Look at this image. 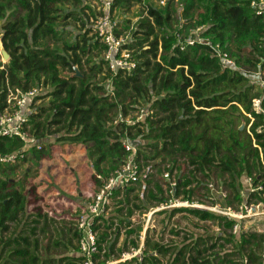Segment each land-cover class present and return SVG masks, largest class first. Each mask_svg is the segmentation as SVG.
Masks as SVG:
<instances>
[{"label": "trees", "instance_id": "obj_1", "mask_svg": "<svg viewBox=\"0 0 264 264\" xmlns=\"http://www.w3.org/2000/svg\"><path fill=\"white\" fill-rule=\"evenodd\" d=\"M252 2L264 0H166L163 6L112 0L115 33L128 37L124 49L135 65L131 72H114L95 29L104 15V0H0V35L10 56L0 64L1 109L8 107L10 91L50 89L28 105L23 132L42 147L27 154L40 162L51 139L81 144L88 150L98 189L128 160L126 145L133 146L139 169L148 172L145 183L137 184H153L146 202L134 206L141 214L145 204L160 207L174 200L208 207L205 200L214 201L212 185L226 192V209L264 204V89L256 77L264 78V18L255 14ZM136 9L140 12L134 13ZM220 54L234 67H225ZM142 112L146 116L139 119ZM25 146L20 137H0L3 156ZM148 169L176 175V186L165 181V190L159 181H151ZM17 170L0 166V264H82L77 221L58 223L41 210L29 213V197L35 193L27 191L25 180L16 181ZM243 178L252 186L247 203ZM126 190L118 201L127 208L126 216L118 223L100 217L92 225L98 235L97 264L139 247L142 227L131 229L134 211L129 207L135 189ZM120 194L116 190L113 198ZM183 213L200 225L217 227L220 234L200 236L177 226L167 246L161 236L145 242V254L150 248L157 257L122 264H264V233L237 237L236 220L204 209L161 214L170 224ZM124 225L127 239L119 245ZM201 229L209 234V228Z\"/></svg>", "mask_w": 264, "mask_h": 264}, {"label": "built area", "instance_id": "obj_2", "mask_svg": "<svg viewBox=\"0 0 264 264\" xmlns=\"http://www.w3.org/2000/svg\"><path fill=\"white\" fill-rule=\"evenodd\" d=\"M165 3L166 0H161L160 4L163 6ZM111 6V0H104V15L100 17L95 24L96 33L107 47L106 59L109 62L110 69L114 72L120 70L131 72L135 69V65L133 62H130V54L124 49V47L129 44V39L124 36L117 37L115 32L118 30V21L113 20L111 17ZM251 8L257 16L264 18V3L252 2ZM193 43V41H189L190 45ZM220 57L225 67H234L233 62L228 60L226 56L220 54ZM256 77L261 87L264 89L263 75L258 74ZM41 92L42 90H34L23 94L20 93V91L16 93L10 91L7 102L8 107L2 110L0 106V137L6 139L20 137L26 144L24 150L21 152L6 156L0 154V166H17L26 160L27 153L34 147H36L37 150H41V144L32 143L23 132L25 125L28 123V116L30 114L28 105ZM145 116L146 113L142 112L139 119H144ZM126 149L131 152V155L128 157L124 166L112 178L106 181L97 193L91 195V201L86 211H84L85 215L78 217V230L82 234L79 243L82 264H97L95 257L99 254L98 235L93 231L92 225L97 218L104 217L107 214L114 192L116 190H126L141 180L142 172L135 161L136 150L129 144L126 145ZM165 177L168 178L169 175H165ZM170 185L171 187L176 186L175 182L170 183ZM177 208L204 209L239 222L240 220H247L259 215V211L264 208V204L258 206L252 205L250 207L241 206L238 210H233L231 208H221L219 205L204 207L197 203L174 200L162 206V209ZM238 224L239 223H237V226L234 228L235 234L239 231ZM139 247L133 251V254L128 256L129 260H131V257L136 258L142 253L143 244L140 249Z\"/></svg>", "mask_w": 264, "mask_h": 264}, {"label": "rangeland", "instance_id": "obj_3", "mask_svg": "<svg viewBox=\"0 0 264 264\" xmlns=\"http://www.w3.org/2000/svg\"><path fill=\"white\" fill-rule=\"evenodd\" d=\"M150 3L154 4V5H161L160 1L161 0H148ZM85 3H89V2H85ZM91 4H88L91 7H95L97 11L100 10V7L97 8V4L95 2H90ZM135 12H138V10H135ZM140 12V11H139ZM136 20H133V22H135ZM2 48H3V44H2V36L0 35V64H6L8 62H6L3 59L2 56ZM48 92H50V89H44L42 90L41 94L42 96H45ZM48 102V100H45L44 102L41 101H37L36 105L39 106L41 104H46ZM51 144H56V145H62L63 143H56L55 140L51 139ZM48 145V144H47ZM65 147V146H63ZM51 147L48 150V154L46 157L52 158V160H45L43 163L40 161L39 165H31L30 163H28L27 165H25L24 167L20 164V166L18 167V170L15 174V178L16 181H22L25 180V185L27 187V191H34L35 195L30 198V203L33 205H35V202L37 201V209H43V211H47L45 213L49 214L48 212H50V214L52 215L51 218L55 217L54 219H56V221H58V223H62V221L65 222H74L73 220L77 221L79 216H83L85 215L84 211H86L87 206L89 205V202L91 201V195L90 198H84L83 199V203L84 206H82L83 204H76V200H79L81 198L78 197V193L76 192V195H70V191L69 189H72L70 187V185L72 183H74L75 181L78 180V176H72L71 177V173L70 172H66L68 171V169L70 168H76L77 165L73 164L72 162H70L69 160H67L68 158L64 155L67 154V152L63 151L62 148V153L60 152L58 159H55L54 155L51 154ZM159 162V161H157ZM42 166L41 169H39ZM50 167V168H49ZM184 173H187V168L184 164H182ZM31 169V173L29 175V177L26 178L25 175V171ZM149 170V169H148ZM142 175H141V180L140 183H145V178L148 176V172L146 171H141ZM149 175H151L150 179L151 181H159L163 187L165 188V190L168 189V187L165 185L166 182L165 181H170L169 183H174L176 180V175H174L172 178L168 177L166 178L165 175H167V172L163 171L164 173L162 175H158L157 171L154 170L153 172L149 170ZM67 174V175H66ZM64 183H68L69 187L64 188ZM84 183V179L82 178V180L78 181V185H76L78 187V192H84V190H82L81 184ZM39 184H43V189L42 190H34V186L39 185ZM241 184H242V197L244 200L249 199L248 197H250V194L252 193V186H251V182L246 179V181H243V179L241 180ZM76 186L74 189H76ZM90 187H94L93 185H91ZM130 188L135 189L134 192H132L130 194V204L129 207L132 208L133 210H136L134 208V206H141L142 201L145 202V200H147L148 198V193L150 190L153 189V184H151L149 187H144L143 185L141 186L140 184H136L133 187L131 186ZM211 192H210V196L214 199V201H210V200H205L206 202V206L208 207H212L213 203H217V205H219L221 208L226 207V203L224 202V195L226 194V192H224L222 189H219L216 185H212V187H209ZM55 190L58 191L57 195H51L49 197H51L52 199L50 200V202H47V193L50 190ZM93 189V188H92ZM91 189H87L86 191H89ZM39 192V193H38ZM82 192V193H83ZM96 192V190L94 191ZM70 193V194H69ZM95 194V193H94ZM92 194V195H94ZM170 193L167 192V194L165 195L167 198L169 196ZM136 197H139L140 199H136ZM67 200L68 201H74V204H67ZM248 201V200H247ZM116 203V199L113 198L110 201V210L111 207ZM33 205H31V209L34 207ZM75 206H78L75 207ZM145 210L143 211V214L141 215V213L136 214L135 216V220L139 219V223L140 225L146 227V222H149V227L153 228V225L155 227L156 230L163 228V220L165 219L164 217H160V216H155L156 213L154 214H150L154 209H150L151 206L145 204L144 205ZM74 208L77 209V211L74 210ZM34 209V208H33ZM149 209V210H148ZM156 210H162V208H158ZM68 211V212H66ZM109 210H107L108 212ZM113 211V210H112ZM112 211L109 213L112 214ZM139 212V211H136ZM260 213H264V210L261 209L259 211ZM158 213V212H157ZM216 215H219L217 213H215ZM110 215V217H111ZM146 215V216H145ZM148 216H150L148 218ZM145 217V218H144ZM76 223V222H74ZM239 224V231L236 233L237 237H239V235L242 232L245 233H264V214H259L256 217L247 219V220H240L238 222ZM77 224V223H76ZM160 224V225H159ZM172 224L178 225L180 228L185 229L187 231H190L191 233H194L196 235H200V236H209L212 234H220L219 229H217V227L212 226V228L210 226L207 225H200L198 224V222L191 217L190 215H183V216H179L178 218L176 217L175 220L173 221ZM209 228L210 231L208 232L209 234H205L204 230H202L201 228ZM163 230V229H162Z\"/></svg>", "mask_w": 264, "mask_h": 264}, {"label": "crops", "instance_id": "obj_4", "mask_svg": "<svg viewBox=\"0 0 264 264\" xmlns=\"http://www.w3.org/2000/svg\"><path fill=\"white\" fill-rule=\"evenodd\" d=\"M136 10H138V9H136ZM139 11V10H138ZM51 141L52 140H50L49 142H48V144L49 145H51V149H52V151H51V154H53L54 155V157H55V159H58V157H59V154H60V152L62 153V148H63V151L64 152H67V154L66 155H64V156H66L68 159L67 160H71L70 162H72L73 164H76L77 165V167L74 169H72V168H70V169H68V171H66V172H70L71 173V177L70 178H72V176H78V180L77 181H75L74 183H72L71 185H70V187L72 188V189H69V191H70V195H76V192L78 193V197L79 198H81V199H79V200H76V204L78 203V204H83L82 206H84V203H83V199L84 198H90V195H92V194H94V193H97L98 192V186L96 185V183H95V178L97 177V175L95 174V172H94V170H93V168H92V166H91V164H90V161H89V158H88V150H87V148L85 147V146H83V145H81V144H69V143H65V144H63V146H65V147H63L62 145H56V144H51ZM60 151V152H59ZM47 159H49V160H52V158H49V157H44L42 160H41V162L43 161H45V160H47ZM26 161V162H25ZM24 162H22L21 163V165L24 167L25 165H27L28 163H30L31 165H39V163L40 162H35V161H32L31 159H30V155L29 154H27V158H26V160H25ZM42 162V163H43ZM18 167L20 166V164L19 165H17ZM17 166H14V167H17ZM40 168L39 169H41V167L42 166H39ZM50 168V167H49ZM29 171H30V173H31V169H28ZM27 171V170H26ZM67 175V174H66ZM29 177V176H28ZM82 178L84 179V183H82L81 184V187H82V190H84V192L82 193V192H78V187L76 186V185H78L77 183H78V181H80V180H82ZM243 181H246V178H243ZM91 185H93L94 187H90ZM136 185V184H135ZM43 184H39V185H36V186H34L33 188H34V190L36 189L37 191L38 190H42L43 189ZM64 188H67V187H69V184L68 183H64ZM75 186H76V189H74L75 188ZM134 186V185H133ZM132 186V187H133ZM93 188V189H92ZM87 189H91V190H89V191H86ZM96 190V192H94ZM120 192H121V194H120V196L118 197V198H116V203L111 207V210H110V206H109V211L111 212L112 210V214L113 215H111V213H109V211L107 212V214L104 216V218L106 219V220H109V219H113L116 223H118L120 220H122L125 216H126V212H127V208L126 207H124L123 208V206L122 205H120V203H118V201H122L123 200V196H124V193L127 191V190H119ZM39 193V192H38ZM58 194V191H55V190H50L48 193H47V195H46V197H47V202H50V200L52 199L51 197H49V196H51V195H57ZM31 198V197H30ZM30 198H29V207H28V212L29 213H36L38 210H41L42 211V213H45V212H47V211H43V209H37V201L35 202V205H33V203L31 204L30 203ZM249 198V197H248ZM248 200V199H247ZM247 200H245V202L247 203L248 201ZM144 202V201H143ZM146 202V201H145ZM144 202V203H145ZM67 204H74V201L72 200V201H68L67 200ZM31 205H33L34 207V209L32 208H30L31 207ZM119 205V206H118ZM154 205H155V203H151V204H149V206H151V208L150 209H154L150 214L152 215V214H154V213H156V215L155 216H160V217H164L165 219H162L163 221V228H161V229H158V230H156L155 229V227H154V225H153V228H151V227H149V222H146V227H144L143 225L141 226L140 225V223H139V219L138 220H135V216H136V214H140V212H136L137 210H133L134 211V214L131 216V219H130V221H131V223H132V227H131V229H134V228H137V227H139V226H141L142 227V232H140L139 234V237L137 238L138 240V244H139V249L141 248V246H142V244H143V247H142V253L139 255V256H137L136 258H132L131 257V260L133 259V260H135V261H138L139 263L140 262H142L143 261V258L146 256V255H156L155 257H157V254L156 253H152V250L150 249V248H148V250H147V254H145V250H146V248H145V242L146 241H148L149 242V239L151 240V239H154V240H158L159 238H160V236L164 239V242H163V246H167L168 245V242H169V239L170 238H173V236H171V230L172 229H175L178 225H175V224H172L173 223V221L175 220V218L177 217H179V216H183V215H187V214H177L176 216H174V218L172 219V221L170 222V224L168 223V219L166 218V215H164V214H161V213H163V212H165V211H168V210H172V209H162V210H156V209H158V208H162V206H160V207H154ZM255 206H258V205H262V204H254ZM252 206V205H251ZM75 207H77L78 208V206H75ZM122 207V209H123V211H122V213H118V210L120 209ZM177 209H179V208H177ZM263 210H264V208H262ZM74 210L75 211H77V209L76 208H74ZM149 210V209H148ZM66 212H68V211H66ZM158 212V213H157ZM49 213V215L50 216H52L51 214H50V212H48ZM259 214H264L263 212L262 213H260L259 212ZM110 215H111V217H110ZM142 215V214H141ZM146 216V215H145ZM258 216V215H257ZM150 216H148V218H149ZM256 217V216H255ZM145 218V217H144ZM129 220V219H128ZM169 224V227L165 230L164 228H165V226L166 225H168ZM160 225V224H159ZM179 227V226H178ZM180 228V227H179ZM162 229H164V231L162 230ZM181 230H185V229H182V228H180ZM129 230V228H126L125 227V225H124V228H122L121 229V235H120V239H119V245L120 244H124L125 242H126V231H128ZM184 237V233H181L180 234V236H179V242H181L182 241V238ZM136 238V236H132L130 239H135ZM133 251H135L133 248H131L130 249V252L128 253H125V254H123L122 256H121V258H119V259H115V258H113L112 260H111V262L109 263L108 262V264H122V263H125L126 261H130L129 259H128V256L130 255V254H133ZM101 257V256H100ZM97 260V263H99V259H96ZM103 260V259H102ZM164 261L165 262H167L168 261V257H166L165 259H164Z\"/></svg>", "mask_w": 264, "mask_h": 264}, {"label": "water", "instance_id": "obj_5", "mask_svg": "<svg viewBox=\"0 0 264 264\" xmlns=\"http://www.w3.org/2000/svg\"><path fill=\"white\" fill-rule=\"evenodd\" d=\"M111 1H112V0H111ZM1 53H2L3 59H4L6 62H8L9 59H10V56L8 55V53L5 51L4 48H2ZM75 71H76V76H77V77H81V74L79 73V71H78L77 69H75Z\"/></svg>", "mask_w": 264, "mask_h": 264}]
</instances>
